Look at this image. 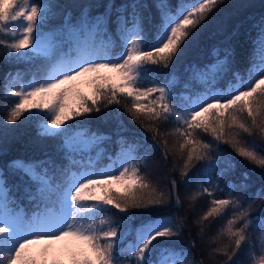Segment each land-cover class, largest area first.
Here are the masks:
<instances>
[{
  "label": "snow or ice",
  "instance_id": "snow-or-ice-1",
  "mask_svg": "<svg viewBox=\"0 0 264 264\" xmlns=\"http://www.w3.org/2000/svg\"><path fill=\"white\" fill-rule=\"evenodd\" d=\"M223 3L126 0L117 5L108 0L102 13L93 14L96 5L85 4L76 16L65 11L61 22L50 26L59 9L52 0H0L4 62L23 61L31 68V79L9 72L3 83L5 100L15 99L0 121V158L5 160L0 166V264H194L190 251L180 246L187 216L166 214V205L182 207L177 180L168 182L167 192L153 186L138 158L141 150L146 161L151 150L160 149L167 163V139L160 147L166 122L176 125L170 134L178 137L181 181L200 186L191 200L210 198L195 221L200 234L215 222L214 239L227 238L209 256L220 253L226 258L222 264H264V238L257 248L252 237V229L264 233V16L255 25L246 78L234 72V82L217 87L233 59L230 47L217 45L208 63L189 62L181 72L187 48ZM193 83L203 90L174 95L181 84L190 89ZM121 109L152 133L151 143L148 137L136 138ZM93 114L111 123L112 131L92 129ZM22 117L35 118V141H55V151L67 163L48 153L31 161L8 157L10 134L16 131L9 125ZM109 143L116 146L113 154L103 147ZM221 144L259 167L254 193L249 171L237 178L236 163ZM104 157L111 163L101 168L97 161ZM10 177L26 181L31 210L13 192L19 184H10ZM217 191L225 198H215ZM134 209L144 210L143 218ZM101 215L109 218L98 221ZM195 247L192 240L189 248Z\"/></svg>",
  "mask_w": 264,
  "mask_h": 264
},
{
  "label": "trees",
  "instance_id": "trees-1",
  "mask_svg": "<svg viewBox=\"0 0 264 264\" xmlns=\"http://www.w3.org/2000/svg\"><path fill=\"white\" fill-rule=\"evenodd\" d=\"M54 4L59 5L58 15L52 19L49 23L50 26L57 25L62 20V13L65 11H70L73 16H76L79 12V6L85 4H93L92 13L99 14L104 11V5L108 0H52ZM126 0H115L117 5L125 3ZM151 3L152 0H147ZM177 0H170V3L175 4ZM155 13V9H152ZM261 16H264V0H224V3L219 6V8L211 15L210 22L203 29L199 40L191 44L187 50L186 54L181 60V72L183 71V66H186L189 62L195 63L197 65H204L211 60L209 55L210 50L214 45L221 48L230 47L233 50V59L230 65V70L225 74L223 79L218 81L217 87L227 88L229 81L234 82V72H239L241 76L247 77V69L250 67V58L252 55L253 44L252 41L256 37L257 29L255 27L256 23L259 21ZM240 25L239 31L234 33V29ZM230 39H227L228 37ZM5 49L0 47V121L6 118L7 112L6 108L12 103L15 98H8L5 100L3 95V83L5 81L6 73H16L20 72L24 75L25 79H31V68L27 62H4L3 56L5 54ZM222 55V54H221ZM166 72L167 70H163ZM203 86L197 83H193L190 89H184L181 84L179 88L174 92V95H178L181 91L185 95H191L195 91H202ZM27 115V114H26ZM121 115L123 120L126 122L127 126L132 132L138 134L136 137H148L149 143H151L152 133L146 131L138 123L133 121L126 111L121 109ZM98 114H93V118L90 119L89 124L92 129L99 128L102 132L110 133L112 131L113 125L111 123L105 124L100 121ZM84 119V118H81ZM23 121V123L21 122ZM17 121L15 125H9V128H13L16 131L10 134V150L8 152V157L10 158H20L25 161L37 160L45 158V153L52 157L57 163H67L60 158V154L55 151L54 145L55 141L49 140L43 143L35 141V118L31 120ZM70 124H74V121H70ZM176 127L174 122H166L162 126L161 131L167 135L161 138L160 147L163 148V139H167V151L168 161L165 162L161 158L160 149H153L148 154L149 158L145 161L143 157L145 153L141 150L138 154V158L141 159L142 165L146 164V169L142 167V170L147 171L152 180L153 186L164 190L167 192L169 190L168 182L171 179H176L178 188L177 193L181 198L182 207H175L172 204L166 205L168 208L167 215H178L187 216L188 224L184 229L183 236L180 238V246L188 249L191 253L189 259L194 261V264H222V261L226 259L220 253H215L214 258L209 256V252L215 247H222L227 243L226 237H221L220 239H214L218 235L219 226L213 222L207 228H205L204 234L201 235L199 232V226L195 223L196 219L208 206L209 197L206 195L199 196L195 201L191 200V196L196 194L200 190V186L197 184H191L185 186L180 178V169L182 167V160L178 153L175 152L177 146L178 137L171 135L170 133ZM16 137L15 140L11 139V136ZM131 138V133L128 134ZM115 139V137L113 138ZM104 149L109 153L113 154L117 149L115 144L109 143L103 146ZM220 147L228 152L236 163V177L239 178L240 174L245 171H249L251 181L253 184L252 193L255 192L256 187L259 186V176L261 170L259 167L250 164L249 162L243 160L241 157L236 155L231 149L230 145L221 144ZM95 156V152L91 153ZM79 159V156H76ZM5 163L4 158H0V166ZM99 167H107L110 164V160L106 157L101 158L97 161ZM199 167V165H197ZM75 171V169H73ZM192 171H195L193 169ZM192 172H189V176ZM26 182V181H25ZM18 180V178L10 177V184H19V191L13 188V192L19 198H21V203L28 209L31 210L32 205L25 198L24 193V183ZM207 187L208 185H204ZM215 198H225L224 193L217 191ZM260 202L257 201V204ZM135 215L143 218L144 210H132ZM109 217L101 215L97 217V220L108 219ZM112 219H115L114 217ZM252 237L257 248L260 247L262 238H264V233L258 229H252ZM192 240L196 241L195 248H189L190 242Z\"/></svg>",
  "mask_w": 264,
  "mask_h": 264
}]
</instances>
